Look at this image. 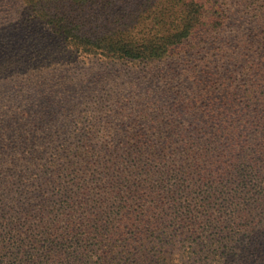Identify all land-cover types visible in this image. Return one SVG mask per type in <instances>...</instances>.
I'll return each mask as SVG.
<instances>
[{
	"label": "trees",
	"instance_id": "trees-1",
	"mask_svg": "<svg viewBox=\"0 0 264 264\" xmlns=\"http://www.w3.org/2000/svg\"><path fill=\"white\" fill-rule=\"evenodd\" d=\"M0 264H264V0H0Z\"/></svg>",
	"mask_w": 264,
	"mask_h": 264
},
{
	"label": "rangeland",
	"instance_id": "rangeland-1",
	"mask_svg": "<svg viewBox=\"0 0 264 264\" xmlns=\"http://www.w3.org/2000/svg\"><path fill=\"white\" fill-rule=\"evenodd\" d=\"M15 19H16V18H15ZM95 67H98V66H95ZM124 67H125V69H126L128 66H127V67H126V66H123L122 68H124ZM100 68H101V67H100ZM128 68H129V67H128ZM107 70H108V69H107ZM107 70H104L105 72H100V73H102V74H106V73H108V72H111V71H109V70L107 71ZM126 70H130V68H129V69H126ZM111 73H112V72H111ZM131 77H132V76H131ZM118 84H121L122 86H123V85H126V84L122 83V81H119ZM121 85H119L118 87H120ZM96 92H98V90H95V92H94V93L92 92L91 94L93 95V94H95ZM91 97H93V96H91ZM168 252H169V254L171 253V255H174V254L177 253V251H173V250H169Z\"/></svg>",
	"mask_w": 264,
	"mask_h": 264
}]
</instances>
